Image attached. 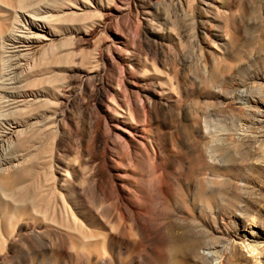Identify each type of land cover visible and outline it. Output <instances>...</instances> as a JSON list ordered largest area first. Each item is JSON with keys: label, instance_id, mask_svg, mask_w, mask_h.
<instances>
[{"label": "rangeland", "instance_id": "374dc122", "mask_svg": "<svg viewBox=\"0 0 264 264\" xmlns=\"http://www.w3.org/2000/svg\"><path fill=\"white\" fill-rule=\"evenodd\" d=\"M18 27L0 264H264V0H0V68Z\"/></svg>", "mask_w": 264, "mask_h": 264}, {"label": "bare ground", "instance_id": "6f19581e", "mask_svg": "<svg viewBox=\"0 0 264 264\" xmlns=\"http://www.w3.org/2000/svg\"><path fill=\"white\" fill-rule=\"evenodd\" d=\"M30 24L34 26H41L37 21L30 20ZM43 26V25H42ZM20 27L16 28L14 31L6 36V52H14L12 55H6L4 67L0 68V108L4 110V107L18 103L21 100V95L14 89V84L17 82L18 74L26 69L25 62L17 60L16 62L10 63L14 59H18L19 52L22 46L27 43V37L23 35ZM16 57V58H15ZM18 57V58H17ZM23 55H20V58ZM19 58V59H20ZM8 62V64L6 63ZM264 104V103H263ZM262 108L255 109V114L250 118H245L242 123V135L245 136H259L264 137V105ZM6 110V108H5ZM6 113V112H5ZM5 113H0V145L6 140L4 137L8 134L15 133V121L8 117ZM261 140V139H260ZM253 252H255V249Z\"/></svg>", "mask_w": 264, "mask_h": 264}]
</instances>
